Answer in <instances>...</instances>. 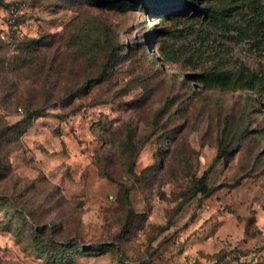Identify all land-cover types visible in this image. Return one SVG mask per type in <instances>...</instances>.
<instances>
[{
    "label": "rangeland",
    "instance_id": "rangeland-1",
    "mask_svg": "<svg viewBox=\"0 0 264 264\" xmlns=\"http://www.w3.org/2000/svg\"><path fill=\"white\" fill-rule=\"evenodd\" d=\"M180 1L0 0V264H264V104L194 78L264 52ZM29 40L44 66L9 72Z\"/></svg>",
    "mask_w": 264,
    "mask_h": 264
},
{
    "label": "trees",
    "instance_id": "trees-1",
    "mask_svg": "<svg viewBox=\"0 0 264 264\" xmlns=\"http://www.w3.org/2000/svg\"><path fill=\"white\" fill-rule=\"evenodd\" d=\"M181 1L178 0V4ZM188 7L193 8L196 12L209 17L211 19L218 20L221 22L225 31L232 33V40L236 42L248 41L252 46L258 50L264 52V6L261 4V0H247L245 5L246 8H226L222 7L220 9L203 7L199 5V0L183 1ZM10 4L7 5V10ZM241 6V5H240ZM6 10V11H7ZM2 32H0L1 34ZM4 33V37L1 41L5 42L7 45H12L13 39ZM34 40H29L20 44L24 47V55L19 56L14 62H9V72L10 70H15L16 72L25 73L30 70H34L35 73H39L40 69L44 66V63L36 57L33 52L35 49L30 48L27 44ZM42 46V44L40 45ZM43 47V46H42ZM162 60L167 62H174V57L167 53H162ZM5 60L2 59V66ZM16 65L19 66L16 68ZM3 68V67H2ZM22 68V69H21ZM13 71V72H15ZM15 72V73H16ZM35 75V74H34ZM195 80L200 81L205 86H218L222 88L229 89H246L250 91L249 99L256 100L258 103L264 104V72H256L249 67L241 64L234 70H205L194 76ZM89 85V82H85L83 86ZM21 96L17 95L15 97L17 105H23L25 108V119H33L42 116L44 106L34 105L31 101L32 98L22 100ZM231 150L227 148H222L220 153L216 157L221 159L222 157L228 155ZM134 165V161L131 165V170ZM211 189L208 185V174L204 173L197 180L195 187L193 188L192 195L201 194L202 196H208ZM222 259L217 260L211 264H220ZM122 264H128L122 262ZM258 264V263H257Z\"/></svg>",
    "mask_w": 264,
    "mask_h": 264
},
{
    "label": "built area",
    "instance_id": "built-area-1",
    "mask_svg": "<svg viewBox=\"0 0 264 264\" xmlns=\"http://www.w3.org/2000/svg\"><path fill=\"white\" fill-rule=\"evenodd\" d=\"M21 9L22 6L18 4H13L10 5L6 17H5V26L6 29H11V30H18L19 28V19L21 17ZM0 36L3 38L4 33L2 32ZM248 264V260L245 257L239 256V257H234L231 259L230 256H226L223 261L220 262V264Z\"/></svg>",
    "mask_w": 264,
    "mask_h": 264
}]
</instances>
